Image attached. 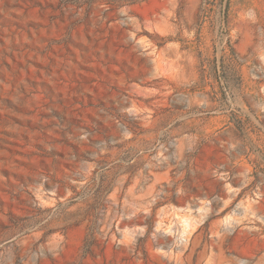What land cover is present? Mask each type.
<instances>
[{"label":"rangeland","instance_id":"374dc122","mask_svg":"<svg viewBox=\"0 0 264 264\" xmlns=\"http://www.w3.org/2000/svg\"><path fill=\"white\" fill-rule=\"evenodd\" d=\"M0 264H264V0H0Z\"/></svg>","mask_w":264,"mask_h":264}]
</instances>
